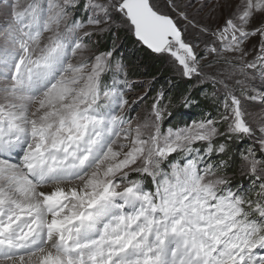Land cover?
Segmentation results:
<instances>
[{
	"label": "snow or ice",
	"instance_id": "1",
	"mask_svg": "<svg viewBox=\"0 0 264 264\" xmlns=\"http://www.w3.org/2000/svg\"><path fill=\"white\" fill-rule=\"evenodd\" d=\"M169 7L0 0V264H264V118L256 137L226 83L246 91L258 68L264 80V0ZM193 7L211 23L190 18ZM117 21L181 78L221 85L218 118L165 129L163 91L133 117L148 93L130 100L114 49L89 47ZM245 137L257 142L239 153L251 196L226 174L230 143Z\"/></svg>",
	"mask_w": 264,
	"mask_h": 264
},
{
	"label": "trees",
	"instance_id": "2",
	"mask_svg": "<svg viewBox=\"0 0 264 264\" xmlns=\"http://www.w3.org/2000/svg\"><path fill=\"white\" fill-rule=\"evenodd\" d=\"M115 37H119V41L121 42L120 50L116 54L122 64L125 65L127 76L131 79L143 78L149 82V89L151 90L148 91V97L143 102L144 105L151 104L153 98L160 91L165 93L166 103L169 100L171 101L168 112L173 113V119L166 124L183 126L194 119H202L210 116L216 117L221 112L219 101L209 95L212 88L208 85L193 87L190 81L185 82L172 77L162 56L153 54L150 50L142 46L133 35L119 32L115 34ZM113 39V36L107 37L103 35L97 38L96 42L91 44V47L94 45L102 51L108 49H114L115 51L116 46L113 44ZM183 100H192L193 104L186 107L182 103ZM247 146L248 144L245 143L243 145L240 139H234L230 143L231 152L229 156L235 154L236 162L230 164L226 174L230 176L231 181L234 180V182L238 183L237 185L234 183V190L239 187V183L245 182L243 177L240 178L241 167L239 153L244 152ZM221 159L227 160L229 157L216 156L213 162H218ZM145 182L149 183L150 180H146ZM245 191L248 195H252L251 189H245Z\"/></svg>",
	"mask_w": 264,
	"mask_h": 264
},
{
	"label": "rangeland",
	"instance_id": "3",
	"mask_svg": "<svg viewBox=\"0 0 264 264\" xmlns=\"http://www.w3.org/2000/svg\"><path fill=\"white\" fill-rule=\"evenodd\" d=\"M154 3H156V5L160 8V10L162 12H170V3L171 0H153ZM187 2V0H177V3H179L180 5H183ZM236 2H238V0H226V3L228 5H234ZM187 11L189 12V16L190 18L195 17V20L197 23H201V24H205V23H211V21L208 20V18L205 16L204 13H197L195 11V8H189L187 9ZM231 11V7H225L224 9V15H227L228 12ZM223 16H221L220 14H217V18H216V23H220L222 22ZM4 23V18L3 16H0V25H3ZM180 25L183 26L184 25V21L180 20L179 21ZM213 26H215L213 24ZM126 33L127 35L131 34L125 26H122L119 21H117V25L115 28H113L110 32H107L103 35L109 37V36H113V44L116 46V52L114 51V57H113V63H115L116 61H119V57L116 53H118V50H120V46H121V42L119 41V37H115V34L117 33ZM188 37L189 39H194L195 38V31L192 28H188ZM103 35H99V36H94L92 38V41L89 42V47L91 48L92 51H96L97 48L93 45V47H91V44H94L97 40V38L102 37ZM132 35V34H131ZM256 44L255 40H252L251 42H249L247 44V47L249 49V52L252 53L253 51V45ZM100 50V49H99ZM102 51V50H100ZM164 63L166 65V67L168 68L170 74L172 77L174 78H178L181 81H190L192 82L193 87L196 86H201L200 84L197 83V81L195 79L192 80H188V79H184L181 78V76L179 75V72L176 69V66L174 65V63L172 62V60L170 58H168L167 56H162ZM122 63V62H121ZM124 65V64H123ZM124 68L126 69L125 65ZM205 71H215V68L209 70V69H205ZM249 77L250 79L248 80V84H247V90L243 91L241 90V87L239 85H236L234 83V81L231 80H226V83H228L229 87L232 89V91L239 97H241V103L244 105V107L247 109V111L251 114L249 116V121L251 122L252 126L256 129L255 135L256 137H259L261 135L260 131H259V121L261 118H264V100L261 99L262 96H264V80L261 79L260 77V73H259V68L256 70H252L249 72ZM224 77H221V79H223ZM128 81L131 83V89L130 91L127 93L128 98L130 100H134L136 99V97L138 95H143L144 93H148L149 91V82L146 81L143 78H134L131 79L127 76ZM236 79H240V77H236ZM112 82V74H108V76L105 78V83H111ZM210 88H212V90L210 91V96H212L213 98H216V100L219 101V106L221 108V112L223 111V99H224V95H225V90L223 89V87L219 84L215 85V87H213V85L211 84H207ZM215 93V94H213ZM250 95H255L257 98L255 100L253 99H249L248 97ZM186 100H183L182 103H184V106L189 107L190 104H193L192 100H187V103H185ZM144 102V101H143ZM152 104V103H151ZM151 104H146L144 105V103H140L138 107H136V110L134 112L131 113V115L133 117L136 116H140L142 115L146 109H148ZM219 115V114H218ZM205 118H218V116L216 117H204L202 119ZM201 119H194L189 121V123H191L192 121H198ZM172 126V125H168L165 124L164 128H167ZM175 126V125H173ZM221 129L223 130V125L220 126ZM165 128V129H166ZM241 141V140H240ZM248 144L247 148L249 147H255L256 146V141L253 138H248L245 137L243 138V142L242 144ZM230 177V176H229ZM244 178L245 182L243 183H239V187L242 186L244 188V190H252V182L249 179V177L247 175H244L241 171L240 173V178ZM236 182L231 181V185L233 187H235ZM238 183H236L237 185ZM250 186V187H248ZM243 194V193H241ZM253 195V193H252Z\"/></svg>",
	"mask_w": 264,
	"mask_h": 264
},
{
	"label": "water",
	"instance_id": "4",
	"mask_svg": "<svg viewBox=\"0 0 264 264\" xmlns=\"http://www.w3.org/2000/svg\"><path fill=\"white\" fill-rule=\"evenodd\" d=\"M134 37V36H133ZM135 38V37H134ZM136 39V38H135ZM145 47V46H144ZM146 48V47H145Z\"/></svg>",
	"mask_w": 264,
	"mask_h": 264
}]
</instances>
